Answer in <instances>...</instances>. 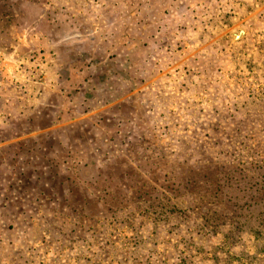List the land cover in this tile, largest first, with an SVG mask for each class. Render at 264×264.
<instances>
[{
	"label": "rangeland",
	"instance_id": "1",
	"mask_svg": "<svg viewBox=\"0 0 264 264\" xmlns=\"http://www.w3.org/2000/svg\"><path fill=\"white\" fill-rule=\"evenodd\" d=\"M0 264H264V0H0Z\"/></svg>",
	"mask_w": 264,
	"mask_h": 264
}]
</instances>
